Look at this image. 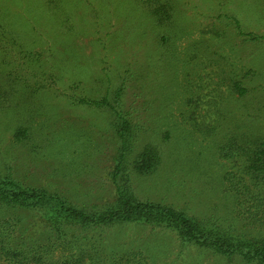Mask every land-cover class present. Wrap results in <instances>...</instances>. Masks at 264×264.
<instances>
[{
	"label": "rangeland",
	"instance_id": "rangeland-1",
	"mask_svg": "<svg viewBox=\"0 0 264 264\" xmlns=\"http://www.w3.org/2000/svg\"><path fill=\"white\" fill-rule=\"evenodd\" d=\"M166 1L176 18L164 28L148 16L156 5L145 0H3L6 25L17 36L7 31L0 44V176L78 206L112 201L120 123L75 97H105L107 78L116 86L131 62L141 71L123 101L132 118L140 115L132 121L138 127L132 157L146 146L161 152L154 174L128 170L135 195L199 217L214 214L242 234L264 236V177L253 178L238 150L264 138V41L247 36L264 37V0ZM68 30V38L61 35ZM14 42L25 48L13 50ZM236 81L249 88L245 96L232 89ZM141 103L144 110L134 112ZM198 122L216 129L198 131ZM51 230L45 212L0 207V236L21 253H46L47 264L81 251L101 264H250L142 224L84 235L72 230L60 239Z\"/></svg>",
	"mask_w": 264,
	"mask_h": 264
},
{
	"label": "trees",
	"instance_id": "trees-1",
	"mask_svg": "<svg viewBox=\"0 0 264 264\" xmlns=\"http://www.w3.org/2000/svg\"><path fill=\"white\" fill-rule=\"evenodd\" d=\"M139 1L143 2V0ZM145 1L148 4L156 5L152 6L153 12L148 16L154 18L157 25L164 26V28L171 25L176 18L174 17L175 5L172 2L169 3L166 0ZM227 1L230 0H223L225 4ZM2 2L3 0H0V44L4 45L7 31L11 35L17 36V34L13 28H10L8 24L6 25V7L2 5ZM224 3H221L222 7H224ZM251 4L253 5L254 1L246 6ZM232 21L235 23L238 32L244 34L242 21L235 16L232 17ZM61 32L62 36L68 38L70 30ZM127 36L129 38L126 40L134 42L135 39H133L132 33H127ZM247 36L252 42L264 41V37L253 33H247ZM156 37L161 38V42H164L162 45L169 40L163 31L157 32ZM124 43L126 44V41ZM13 45L12 47H16L13 50L25 48L22 43L14 42ZM202 50L206 52L208 48L202 46ZM58 68V71L60 69L66 70V66ZM124 68V71L118 72L120 79L116 86H113L111 78H107L109 83L107 95L100 100L75 97L79 105L105 109L111 113L115 121L120 123L118 131L120 139L119 156L113 173L116 187L114 199L102 207L94 204L78 206L77 203L59 194L50 193L44 189L38 190L27 187L11 177L0 176V207L8 206L31 212H45L46 221L50 225V229H53L50 232L55 239L67 236L68 232L72 230L78 231V235H84L97 232V230L104 231L106 228L117 225L142 224L153 231L166 230L173 232L178 236L181 243L204 247L211 250L214 255L224 256L228 259L238 256L244 262L250 264H264V236L242 234L233 227L226 225L224 220L217 218L214 214L210 217H199L174 205L142 201L135 195L133 189H131V176L128 170L134 167L143 175L154 174L161 165V152L155 147L146 146L144 151L139 152L138 157H132L136 143L135 134L138 129L132 121H139L140 115L132 118L127 112L128 109L124 108L123 101L126 90L139 80L141 71L134 68L131 62H126ZM242 77L250 84L251 79L248 75ZM78 82L81 83V81ZM189 88L191 89L190 86ZM232 89L241 96H245L249 92V88L238 81L234 82ZM132 109L134 112H141V110H144V104L135 105ZM197 128L198 131L206 130L208 134L216 129L213 124L205 125L200 122L197 123ZM21 133L23 134V132ZM244 142V145L238 147L241 156L245 157L243 165L246 166L249 173H251V170L253 171V178H258L259 182L260 177H264V138L259 136V138L248 139ZM119 180L122 183H119ZM261 180L264 181V179ZM258 184L256 183V186ZM72 239L76 242L72 243L71 241L70 243H79L80 239L78 240L75 237H72ZM26 250L28 249L26 248ZM30 252L28 254L32 255H28L26 252L21 253L20 249L14 247L7 238L0 236V260L7 261L10 264H47L44 260L46 259V253ZM56 264L101 263L91 251H81L78 256H72ZM113 264L122 263L114 262Z\"/></svg>",
	"mask_w": 264,
	"mask_h": 264
}]
</instances>
